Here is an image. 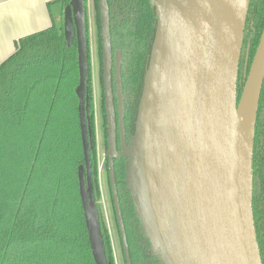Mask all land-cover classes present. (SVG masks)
Returning a JSON list of instances; mask_svg holds the SVG:
<instances>
[{
    "label": "water",
    "instance_id": "1",
    "mask_svg": "<svg viewBox=\"0 0 264 264\" xmlns=\"http://www.w3.org/2000/svg\"><path fill=\"white\" fill-rule=\"evenodd\" d=\"M156 27L125 154L133 211L160 264H262L252 209L253 146L264 78V24L237 93L249 0H148ZM107 170L126 264H131L115 184V120L107 0H98ZM67 46L76 40L82 162L78 193L92 259L105 253L93 193L84 0L63 7Z\"/></svg>",
    "mask_w": 264,
    "mask_h": 264
},
{
    "label": "trees",
    "instance_id": "2",
    "mask_svg": "<svg viewBox=\"0 0 264 264\" xmlns=\"http://www.w3.org/2000/svg\"><path fill=\"white\" fill-rule=\"evenodd\" d=\"M68 1H52L48 10L52 4H59L63 9ZM117 1L131 9V18L137 20L142 29L156 23L154 8L148 0ZM94 8L101 70L98 0H94ZM263 24L264 0H249L241 64L245 49L250 64ZM153 31L154 27L151 39ZM14 44V52L0 63V264H95L77 193L73 222L67 225L59 213L61 198H66V193L72 190L78 192L77 165L83 159L75 94V130L66 113L68 65L70 68L75 66V86L78 82L75 42L67 46L61 17L59 24L52 22L49 27L23 36ZM88 58L87 44L89 70ZM86 85L92 131L90 163L93 193L99 210L106 258L114 264L108 229L98 204L100 190L90 72ZM241 87L242 82H237L238 94ZM114 169L118 179L117 163ZM106 174L108 177L107 166ZM109 193L111 197L110 188ZM113 213L115 216L114 209Z\"/></svg>",
    "mask_w": 264,
    "mask_h": 264
},
{
    "label": "flooded vegetation",
    "instance_id": "3",
    "mask_svg": "<svg viewBox=\"0 0 264 264\" xmlns=\"http://www.w3.org/2000/svg\"><path fill=\"white\" fill-rule=\"evenodd\" d=\"M107 3L109 7V28L112 59L110 68L112 93L111 99L115 120L116 155L113 158V162L114 167L115 163L118 165V179H116L117 177L115 174V169L114 174L119 204L127 236L129 256L131 264H160L157 257L152 254L149 242L142 234L140 222L134 214L130 193L127 190L125 184V168L127 157L125 154H122V146H129L131 136L134 132V121L138 100L142 89L143 75L147 66L151 44L153 41V36L152 39L150 38L151 29L153 27L155 29L156 23L153 27L150 25L142 29V27L138 26L137 20L135 21L131 18V9L129 7L123 6L117 0H107ZM154 32L155 31H153V33ZM73 42H76V40L73 39ZM242 51L243 43L238 65V83L240 81L243 85L245 78L244 76L249 66V58L247 54L248 52L245 49V56L241 64ZM98 64L101 82L99 95L102 99L101 140L103 143V148L105 149L104 160L107 166V136L105 140L106 114L103 96L102 62L101 70L100 62ZM95 113L96 111L93 109L94 132L96 123ZM253 155L252 209L261 263L264 264V78L257 107Z\"/></svg>",
    "mask_w": 264,
    "mask_h": 264
},
{
    "label": "rangeland",
    "instance_id": "4",
    "mask_svg": "<svg viewBox=\"0 0 264 264\" xmlns=\"http://www.w3.org/2000/svg\"><path fill=\"white\" fill-rule=\"evenodd\" d=\"M84 7L86 10V34H87V44H88V53H89V72H90V85L92 87V107L96 111V123H95V146L97 148L96 159H97V175H98V184L100 190V197L98 204L100 211L104 220V223L107 226L113 256L114 264H126L125 255L121 243V238L119 236V230H117V220L115 219L113 213V204L111 202V197L109 193V181L106 174L105 166V149L103 148V143L101 140L102 136V127H101V106L102 99L100 97V76H99V61L97 53V25L95 19V8L94 0H84ZM61 11V17H62ZM56 24H58L56 22ZM76 71L75 66L71 68L68 65V71L66 72V113L70 120L73 122V129L75 130L74 125L76 124V114L74 106V88L76 84ZM76 193L79 196V193L75 190H72L69 193H66V198L62 197L60 200V211L59 213L66 219V224L69 225L74 220L75 210L73 206L76 204ZM67 195H71L68 197ZM75 196V197H72Z\"/></svg>",
    "mask_w": 264,
    "mask_h": 264
},
{
    "label": "crops",
    "instance_id": "5",
    "mask_svg": "<svg viewBox=\"0 0 264 264\" xmlns=\"http://www.w3.org/2000/svg\"><path fill=\"white\" fill-rule=\"evenodd\" d=\"M55 0H0V63L14 52L15 41L23 36L59 24L62 6Z\"/></svg>",
    "mask_w": 264,
    "mask_h": 264
}]
</instances>
